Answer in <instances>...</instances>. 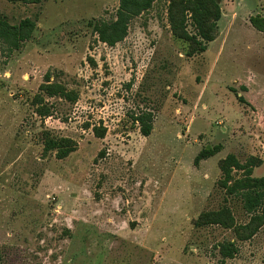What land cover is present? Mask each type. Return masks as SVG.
Listing matches in <instances>:
<instances>
[{
  "label": "rangeland",
  "instance_id": "1",
  "mask_svg": "<svg viewBox=\"0 0 264 264\" xmlns=\"http://www.w3.org/2000/svg\"><path fill=\"white\" fill-rule=\"evenodd\" d=\"M199 1L158 0L110 47L94 25L120 0H0L36 23L0 48V264H264V208L228 191L264 178V0H216V23Z\"/></svg>",
  "mask_w": 264,
  "mask_h": 264
},
{
  "label": "trees",
  "instance_id": "2",
  "mask_svg": "<svg viewBox=\"0 0 264 264\" xmlns=\"http://www.w3.org/2000/svg\"><path fill=\"white\" fill-rule=\"evenodd\" d=\"M158 0H120V5L116 13V19L111 22H97L94 25V32L98 35L99 40L104 44L113 47L122 42L128 35L129 25L133 19L140 16L142 13L148 11ZM202 2L212 5L215 9V14H208L206 19L211 20L214 17V23L221 18L220 6L216 0H200ZM191 2L188 5V10H192ZM200 10V11H201ZM203 11V10H202ZM208 12H210L208 10ZM250 23L259 32L264 33V17L261 15L250 18ZM36 29V23L32 19L22 20L19 24L13 25L8 19L0 15V48L4 47L10 54L19 51L25 42L31 40ZM207 42L213 40L209 34L204 37ZM206 50V47H202ZM242 101V99H241ZM244 102V101H243ZM135 121L141 125V131L144 136H150L153 130L154 116L152 113L143 112L135 118ZM58 155L60 159L67 158L76 150V144L68 139H59L56 141ZM65 144V145H64ZM221 147L217 146L212 149H204L196 158L195 163L198 164L201 159H208L215 156L221 151ZM244 169L235 156H229L223 161L222 169L227 175V181L230 178L231 169ZM247 176L239 179L233 185L228 187L230 193H241L244 199V207L249 214H255L260 208H264V178H252V170L247 171ZM228 182L226 183V185ZM254 219H261V217H254ZM235 243H227L220 246V254L224 259H232L237 253Z\"/></svg>",
  "mask_w": 264,
  "mask_h": 264
}]
</instances>
